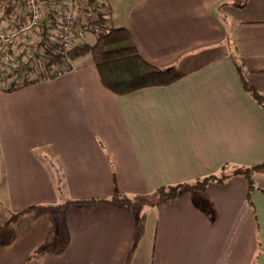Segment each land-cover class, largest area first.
<instances>
[{"label":"crops","instance_id":"crops-1","mask_svg":"<svg viewBox=\"0 0 264 264\" xmlns=\"http://www.w3.org/2000/svg\"><path fill=\"white\" fill-rule=\"evenodd\" d=\"M108 1L112 26L127 28L147 60L186 73L118 94L86 54L53 78L2 82L0 225L37 204L139 203L26 212L0 229V264H264V172L250 197L241 175L172 200L157 193L225 164L264 163V108L232 58L264 91V0ZM227 40L237 52L225 53Z\"/></svg>","mask_w":264,"mask_h":264},{"label":"trees","instance_id":"trees-1","mask_svg":"<svg viewBox=\"0 0 264 264\" xmlns=\"http://www.w3.org/2000/svg\"><path fill=\"white\" fill-rule=\"evenodd\" d=\"M241 5H243V3H241L240 6ZM232 50L237 52L238 47L236 45L233 46L231 40H227L225 53ZM86 54L91 55L93 62L99 70L103 84L118 94L130 93L148 86L170 84L181 78L186 73L185 71L179 69L176 65L159 67L147 60L141 54L131 32L125 27L112 26L105 33L100 35L96 42L92 44H79L69 52V55L73 59ZM37 55L40 57L39 54ZM44 56V58H40L39 64L45 70L48 69L51 63L61 59V55L55 53V51L51 48L47 49ZM232 58L244 89L264 108V91L259 90L248 80L249 69L237 57V55H232ZM31 70L33 71L34 69L31 68ZM3 74L4 73L0 72V84L5 80V78L2 77ZM47 76L53 78L50 74L45 77L48 78ZM42 78H44L42 75H36V77L32 80L25 78L19 83H11L7 90L16 89L20 85L29 84ZM256 172H264V163L249 166L225 164L220 173L206 175L190 182H180L174 185L159 187L157 189L159 201L175 199L187 189L204 192L210 184L226 181L233 175H241L247 180L248 195L250 197L251 192L255 187L254 174ZM56 181L59 185L60 175L58 173L56 174ZM102 201H122L131 204L139 203V201L133 200L128 196L116 195L106 198L68 200L53 206L38 204L31 205L23 210L11 213L6 223L0 225V229L15 223L26 212H30L41 207L51 206L60 209L69 203H90ZM46 250L47 249L44 245L40 246L34 251L33 255L42 254L46 252Z\"/></svg>","mask_w":264,"mask_h":264},{"label":"built area","instance_id":"built-area-1","mask_svg":"<svg viewBox=\"0 0 264 264\" xmlns=\"http://www.w3.org/2000/svg\"><path fill=\"white\" fill-rule=\"evenodd\" d=\"M110 27L108 0H0V72L10 68L30 80L61 75L75 66L69 55L75 46L96 42ZM48 48L61 59L45 70L39 60Z\"/></svg>","mask_w":264,"mask_h":264},{"label":"rangeland","instance_id":"rangeland-1","mask_svg":"<svg viewBox=\"0 0 264 264\" xmlns=\"http://www.w3.org/2000/svg\"><path fill=\"white\" fill-rule=\"evenodd\" d=\"M223 49H220V50H217V51H215L214 53H213V55H211V56H216L217 54H219L221 51H222ZM209 56V55H208ZM211 56H209V57H211ZM31 68L32 67H29V69H28V67H23V70H28L27 71V73H29L30 71L29 70H31ZM12 69H8L7 71H9V72H11V73H5V74H3V78H5V80L3 81V83H6V84H4V85H10L11 83H14V82H16V83H19L20 81H23V79H25L26 78V75H23L22 76V73H21V71H11ZM26 73V74H27ZM33 76V79L36 77L34 74H32ZM30 80V79H29ZM2 84V83H1Z\"/></svg>","mask_w":264,"mask_h":264}]
</instances>
